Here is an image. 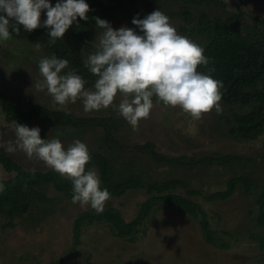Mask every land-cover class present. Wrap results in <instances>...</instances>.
<instances>
[{"label": "rangeland", "instance_id": "1", "mask_svg": "<svg viewBox=\"0 0 264 264\" xmlns=\"http://www.w3.org/2000/svg\"><path fill=\"white\" fill-rule=\"evenodd\" d=\"M106 2V0H103ZM227 2L233 0H225ZM55 5L56 0H50ZM141 10L150 14L161 10L169 18L178 33L187 36L204 46L205 39L195 34L181 31L180 20L169 15L179 3L172 0H138ZM247 15L243 20L259 23L264 19V0H255L245 5ZM197 15L198 10L195 9ZM46 10L41 13V21L46 19ZM114 29L127 26L140 30L131 24L123 12H116L110 22ZM92 39L97 44L98 27L92 29ZM7 41H1L0 52H4ZM15 41L11 44L13 45ZM26 47V46H25ZM27 48V47H26ZM24 49V48H22ZM12 51L10 62L0 61V91L11 95L28 94L35 99L65 109L75 114H101L105 110L85 112L81 100L76 103L59 105L45 89L37 92L34 83L42 79L39 61L46 55L31 48L30 53ZM12 66L15 69L11 70ZM91 89V88H89ZM121 97L117 95L115 104ZM147 119L139 122L138 130H133L126 121L118 134L123 141L144 142L152 140L159 148L170 155L207 154L211 152L237 153L243 161L228 166H202L193 169L168 167L154 163L146 155L137 153L110 152L118 174L123 177L162 179L180 177L190 186L201 189L204 194L194 197L208 214L211 227L221 233L226 230L231 236L229 248H218L208 244L199 225L190 215L174 209L159 210L147 224L146 231L129 241L113 234L109 227L100 221L83 219L80 232L75 235V221L86 212L95 213L90 206L74 204L71 197L56 191L51 186L46 190L53 197L51 203L37 202L34 208L13 219L12 225L5 224L6 218L0 216V264H264V247L261 237L264 228L255 225L257 208L255 195L264 181V137L246 140L227 135L228 125L221 120L230 113L228 105L220 102L221 111L215 109L203 114L199 120L193 119L180 107L165 106L157 99ZM39 127L42 139L57 136L67 148L79 139L90 150H105L101 143L102 132L98 128H71L51 126L41 120L25 124ZM14 124L7 122L0 112V145L6 149L9 139L13 138ZM9 153V152H8ZM27 169H50L43 161L29 159L23 152L9 153ZM97 173V169L93 168ZM238 173H246L256 183L252 194L240 187L225 200H209L205 196L215 189L224 188L226 180ZM14 172L6 171L0 164V179L11 177ZM142 189L132 190L120 197H111L110 203L121 211L126 220L133 218L138 204L146 198Z\"/></svg>", "mask_w": 264, "mask_h": 264}, {"label": "trees", "instance_id": "2", "mask_svg": "<svg viewBox=\"0 0 264 264\" xmlns=\"http://www.w3.org/2000/svg\"><path fill=\"white\" fill-rule=\"evenodd\" d=\"M179 3L169 15L180 20V29L187 34H195L205 39L204 55L209 58L207 66L201 65L198 71L214 69L211 75L223 82L222 102L228 105L230 113L221 120L228 125L227 135L246 140L264 137V19L259 23L243 20L247 15L245 5L255 0H172ZM90 6L88 20H80L66 31L62 39L54 44L50 42L48 29L39 27L27 32L20 25V33H12L4 52H0V61L10 62L12 51L30 53L37 43L39 51L46 56L55 54L67 59L69 67L64 72L75 70L83 76L86 88H92L97 79L85 67V60L95 51L92 28L97 27L95 17L107 20L118 11L123 12L132 24L134 16L143 19L147 14L141 10L138 0H85ZM195 9L198 10L197 15ZM138 14V16H137ZM43 24V21H41ZM13 41V45L11 44ZM1 45V41H0ZM27 48H26V47ZM24 48V49H22ZM36 48V47H35ZM30 49V50H29ZM153 100H156L153 97ZM0 112L7 122L28 124L41 120L51 126L71 128H98L102 132L101 143L105 150H90L91 159L86 165L95 168L101 180V188H107L111 197H120L129 191L142 189L146 198L138 204L133 218L126 220L121 211L110 203L102 213L80 215L75 221V235L80 232L83 219L105 223L118 237L135 241L136 236L144 233L149 221L162 209H174L190 215L199 225L204 240L218 248H229L230 243L224 237L231 236L226 230L219 233L211 227L208 214L202 204L194 197L204 194L180 177L162 179L140 178L138 176L121 177L114 166L110 152L137 153L146 155L154 163L176 168L193 169L202 166H228L243 161L237 153L211 152L200 155H170L162 151L152 140L144 142H126L118 134L126 125V120L113 108L101 114H75L71 111L49 106L31 95H11L0 91ZM264 144V139H263ZM0 164L11 177L0 179L4 191L0 192V216L12 225L13 219L28 213L35 203H51L53 197L46 188L51 186L56 191L72 198V184L66 177L53 169H27L17 162L0 145ZM256 183L246 173L229 177L224 188L215 189L205 197L209 200H225L231 197L238 187L247 194H252ZM257 216L255 225L264 228V181L255 195ZM264 247V235L261 237Z\"/></svg>", "mask_w": 264, "mask_h": 264}, {"label": "clouds", "instance_id": "3", "mask_svg": "<svg viewBox=\"0 0 264 264\" xmlns=\"http://www.w3.org/2000/svg\"><path fill=\"white\" fill-rule=\"evenodd\" d=\"M45 10L46 19L41 24ZM89 11L85 0H56L55 5L50 0H0V41L9 40L13 32L18 35L22 25L27 32L46 27L54 44L78 17L87 21ZM95 24L103 31L95 51L84 62L97 77L93 87L86 88V79L75 70L64 72L69 61L53 54L39 61L42 79L35 81V91L46 89L54 103L61 106L81 100L85 112L112 107L133 130L149 117L155 106L153 97L165 106L180 107L196 120L213 109L221 111L223 82L212 77L214 69L198 71L199 66L209 64L204 47L179 34L164 12L157 9L143 19L134 16L132 24L142 34L127 26L114 29L99 17H95ZM35 47L39 51L41 45ZM117 95L121 97L118 105ZM60 135L63 133L58 130L56 137L42 139L39 127L15 123L13 138L7 141L5 150L43 161L71 181L74 204L102 213L110 193L101 188L95 170L86 171L91 159L88 146L76 139L65 148ZM4 190L0 183V192Z\"/></svg>", "mask_w": 264, "mask_h": 264}]
</instances>
